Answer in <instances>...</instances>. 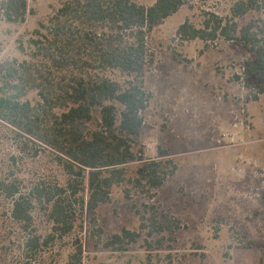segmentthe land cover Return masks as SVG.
<instances>
[{
    "label": "trees",
    "instance_id": "1",
    "mask_svg": "<svg viewBox=\"0 0 264 264\" xmlns=\"http://www.w3.org/2000/svg\"><path fill=\"white\" fill-rule=\"evenodd\" d=\"M60 1L48 22L35 30L30 58L0 63V127L16 141L0 175L8 219L0 231V261L6 264H34L59 243L69 250L64 264H84L83 236L103 233L95 217L87 223V211L109 202L119 186H125L127 198L142 192L153 199L177 170L172 160L145 157L137 137L153 98L144 86L155 62L148 38L188 0H155L151 5L135 0ZM262 9L263 0H240L230 16L206 11L202 26L186 19L174 38L202 40L206 47L219 39L242 44L256 54L245 67V78L256 77L257 92L263 94L264 19L239 21ZM29 12L28 0H0L2 21L24 23ZM116 71L129 77L125 85L112 76ZM32 92L35 101L28 98ZM33 145L38 148L32 156L40 164L28 168L31 176L26 177L21 160ZM160 153L170 155L162 149ZM131 164H138L134 176H129ZM150 208L152 215L141 214L142 230L149 227L152 235L181 228L179 218L163 225L155 207ZM139 236V231L124 228L106 247L125 251Z\"/></svg>",
    "mask_w": 264,
    "mask_h": 264
},
{
    "label": "rangeland",
    "instance_id": "2",
    "mask_svg": "<svg viewBox=\"0 0 264 264\" xmlns=\"http://www.w3.org/2000/svg\"><path fill=\"white\" fill-rule=\"evenodd\" d=\"M238 1L188 0L150 34L148 45L155 62L144 86L153 98L137 140L145 157L172 160L177 170L153 191V199L142 192L127 198L125 186H119L109 202L87 211V223L95 217L103 233L83 236L84 264H264V93L258 94L256 77L245 78V67L256 54L224 39L206 47L202 40L174 38L186 19L200 27L206 11L230 16ZM28 4L26 22L0 20V63L30 58L35 30L48 22L61 1L28 0ZM253 19H264V9L239 21L247 24ZM111 74L123 85L129 78L119 71ZM28 98L38 97L32 92ZM37 148L33 145L21 160L26 177L31 176L28 168L40 164L32 156ZM14 149L15 135L0 127V175ZM161 149L170 155L161 156ZM137 167L128 166L129 176L136 175ZM3 202L0 198V231L8 224ZM150 206L163 225H173L171 217H177L181 228L152 235L149 227L142 230L141 214L152 215ZM124 228L139 231L137 241L125 251L106 247ZM60 245L34 264H64L69 250Z\"/></svg>",
    "mask_w": 264,
    "mask_h": 264
}]
</instances>
